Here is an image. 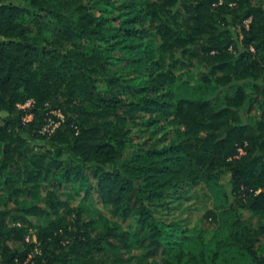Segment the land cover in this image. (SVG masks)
Here are the masks:
<instances>
[{"label":"trees","instance_id":"16d2710c","mask_svg":"<svg viewBox=\"0 0 264 264\" xmlns=\"http://www.w3.org/2000/svg\"><path fill=\"white\" fill-rule=\"evenodd\" d=\"M193 69L238 86L180 98ZM140 126L153 129L142 142ZM77 183L116 219L86 220L63 192ZM197 183L215 199L211 235L153 211ZM246 209L264 210L261 3L0 0V264H264Z\"/></svg>","mask_w":264,"mask_h":264},{"label":"rangeland","instance_id":"374dc122","mask_svg":"<svg viewBox=\"0 0 264 264\" xmlns=\"http://www.w3.org/2000/svg\"><path fill=\"white\" fill-rule=\"evenodd\" d=\"M264 6V0H257ZM20 3V1H18ZM46 36H50L49 31L46 32ZM193 75H189V81L187 84H179L177 92L178 97L187 98H205L213 101L222 100L225 95L233 93L238 83L231 87L226 88H216L214 85H205L198 80V70L193 69ZM248 92H251L250 84H246ZM257 108L248 112V108L243 110V115L245 119L250 118L254 120L256 118ZM152 130L149 127H137L133 129V136L138 138V141L149 138L152 134ZM162 132H156L154 134L153 143L161 146L164 144L162 139ZM46 147L52 148L55 153L59 151V147L50 142L49 140L44 141ZM132 151L131 145L127 147V153ZM75 160L76 157L71 156ZM230 174L225 172L219 177V184L224 186V189L230 191ZM79 187L77 183L74 187L64 186L63 192L64 196L70 200L73 207H81L83 209L82 214L86 220L94 218L97 222L96 225L99 226V212L107 216L111 220H115L110 211L104 208L99 201L95 198L84 199V192L77 193L76 188ZM214 197L211 195L208 187L204 183H197L182 187L177 193H170L168 201L164 206L159 209L154 208V214L157 217L164 218L167 221H178L186 227H202L206 234L211 235L215 229V226L211 223L209 219L206 218V212L214 206ZM72 215V213H71ZM244 219L247 224L251 226H259L264 224V210L256 211L253 209H246L243 211ZM130 254H137L136 251H132ZM128 255V256H129ZM132 264V262L126 263Z\"/></svg>","mask_w":264,"mask_h":264},{"label":"built area","instance_id":"2783aa9c","mask_svg":"<svg viewBox=\"0 0 264 264\" xmlns=\"http://www.w3.org/2000/svg\"><path fill=\"white\" fill-rule=\"evenodd\" d=\"M220 3H222V1ZM245 23L248 24L249 20H246ZM28 105L29 103L26 105H23L22 107H26ZM54 114H56L61 119L63 118V115L60 112L55 111ZM28 118H31V115L28 116ZM58 125H59V121H55L52 117L48 118L47 123L45 127L43 128V133L51 134L55 130V128L58 127Z\"/></svg>","mask_w":264,"mask_h":264}]
</instances>
